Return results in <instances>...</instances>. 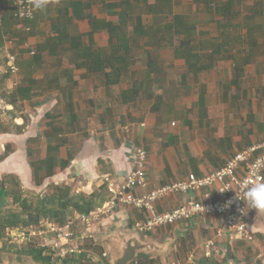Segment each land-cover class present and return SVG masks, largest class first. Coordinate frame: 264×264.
<instances>
[{
	"label": "crops",
	"instance_id": "crops-1",
	"mask_svg": "<svg viewBox=\"0 0 264 264\" xmlns=\"http://www.w3.org/2000/svg\"><path fill=\"white\" fill-rule=\"evenodd\" d=\"M70 1L48 0L38 8L35 34L19 47H8L5 37H14L3 35L0 79L9 74L8 52L18 53L21 72L17 85L9 74L0 86V155L6 147L12 148L0 161V178L15 174L29 189L34 186L44 190L50 183L76 184L78 191L90 194L104 183L105 176L119 178L128 173L133 168L132 147L144 146L148 150L149 188L153 189L183 179L191 172L209 173L237 151L264 139V55L252 58L244 72L234 69V61L220 59L195 72L184 58L168 55L164 52L167 50H159L158 55L147 45L145 54L134 56L128 71L119 77L110 68L91 71L76 67L71 52L63 55L60 51L70 48V44L57 46L48 38L52 35L51 18L58 17ZM93 1L97 7L90 13L116 20L113 9L100 13L103 2ZM200 7L205 9L203 3ZM75 24L81 32L89 31L88 20ZM93 42L96 47H107L111 42L109 33H94ZM262 45L264 41L259 39L258 47ZM29 46L41 52L39 62L34 61ZM152 62L158 63L154 69H150ZM109 74L111 80L107 79ZM19 85L29 87L25 92L28 97L12 103L9 94ZM49 156L55 172L37 185L30 160ZM63 163L67 166L61 169ZM191 197L202 199V191L168 194L156 202V207L164 212ZM144 215V211L123 207L116 215L104 217L99 228L113 217L130 216L135 223ZM245 220L253 241L227 234L217 239L211 249L205 244L215 236L221 222L218 216L179 222L146 236L162 239L178 229L180 236L169 261L164 260L167 264H185L187 258L183 262V256L188 257L191 252L196 260L209 253L226 258L231 252L234 259L228 264H236L243 254L246 264H255L264 254V209L252 208L247 202ZM254 244L260 246L255 254Z\"/></svg>",
	"mask_w": 264,
	"mask_h": 264
},
{
	"label": "trees",
	"instance_id": "trees-1",
	"mask_svg": "<svg viewBox=\"0 0 264 264\" xmlns=\"http://www.w3.org/2000/svg\"><path fill=\"white\" fill-rule=\"evenodd\" d=\"M101 1L103 11L113 9L117 20L102 19L90 13L97 5L93 0H71L58 17L50 20L52 35L48 38L57 46L70 44V48L63 47L60 51L63 55L70 51L76 67L91 71L110 68L112 74L119 77L128 71L133 57L139 54V48L151 45L155 50H172L175 56L184 58L188 68L195 72L211 67L217 59L234 61V69L244 72L250 60L258 54L259 39L262 37L264 41V0ZM201 3L205 5L204 10H200ZM70 10L72 14H69ZM197 13L206 15L205 23L217 22L216 35L207 40L200 39ZM148 14L160 16L161 22L146 24L144 18ZM38 17L37 13L33 20L20 22L11 8H6L4 22L0 24V45L3 44L4 34L14 37L18 47L25 43L35 34ZM84 19L90 25L87 33L81 32L75 24ZM26 26L31 29L27 30ZM101 31H107L111 40L104 48L96 47L93 42L94 33ZM86 39L89 43H85ZM50 46H53L52 43ZM40 55L41 52H36L34 61L39 62ZM157 66V62L150 63V69ZM111 76L109 74L107 79L111 80ZM8 77L9 74H4L0 79L1 87ZM28 91L27 85H19L10 92L9 101L16 103L19 98L28 97L25 95ZM2 130L0 119V133ZM11 151V147H6L4 154L0 155V161ZM30 164L37 185H41L44 179L55 172L51 156L43 160H30ZM65 166L66 163L61 164V169ZM111 197L112 193L105 183L90 194L78 191L76 184L55 183L35 192L24 187L17 175L5 174L0 178V242L4 238H12L8 234L10 229L37 227L44 220L65 225L73 221L76 214H89L97 210ZM46 249L45 246L20 248L0 245V264L3 263L2 255L9 251L19 259L29 254L41 264H110L104 256V248L94 241L77 252L65 255L59 254L57 247L48 248L49 253H46ZM159 261L158 257L142 255L132 264H159ZM195 264H228V259L209 253L200 256ZM255 264L262 262L257 260Z\"/></svg>",
	"mask_w": 264,
	"mask_h": 264
},
{
	"label": "built area",
	"instance_id": "built-area-1",
	"mask_svg": "<svg viewBox=\"0 0 264 264\" xmlns=\"http://www.w3.org/2000/svg\"><path fill=\"white\" fill-rule=\"evenodd\" d=\"M36 2L37 0H0V24L4 22L6 8H11L20 22L33 20L38 12V8L35 7ZM26 29L30 30L31 27L26 26ZM5 40L8 47L15 46V38L5 37ZM28 48L31 55L36 53V47L29 46ZM7 59L6 72L15 77L14 85H17V78L21 72L18 53L8 52ZM0 103H3L2 99ZM131 157L133 168L128 173L119 178L112 176L104 178V183L107 184L112 197L97 210L89 214L80 213L77 216L78 220L90 223L102 215L114 216L121 208L130 207L145 212L144 217L136 221L134 225L142 233L152 235L160 229L179 222H188L206 216H218L221 222L216 228L215 236L205 244L208 249L213 248L216 240L224 238L227 234L234 233L247 241L254 240V235L248 229L244 217L246 216L247 190L255 184L264 183V139L237 151L227 159L224 165L209 173L198 175L191 172L183 179L153 189L149 188L147 174L148 150L144 146H133ZM201 191L202 199L191 197L182 205L164 212L156 207V202L168 194L175 192L191 194ZM73 222L65 225L55 223L50 225L52 233H56L65 244V247H61L63 255L81 250L84 243L82 241L80 243V240L88 238L86 234L89 231L82 233L81 236L77 229L73 228ZM32 227L22 229V234L42 232L40 226ZM195 262L196 255L191 252L185 264H195ZM172 264L180 263L173 262Z\"/></svg>",
	"mask_w": 264,
	"mask_h": 264
},
{
	"label": "rangeland",
	"instance_id": "rangeland-1",
	"mask_svg": "<svg viewBox=\"0 0 264 264\" xmlns=\"http://www.w3.org/2000/svg\"><path fill=\"white\" fill-rule=\"evenodd\" d=\"M186 2H188L189 0H185ZM187 8V4L185 6ZM100 13H104L103 10L100 11ZM197 20H199V26L197 28V33L199 34V37L201 40H207L208 38L214 36L217 34V22L216 21H212L210 23H205L203 22L206 19V15H204L203 13H197L196 16ZM117 20V18H116ZM144 21L146 24H153V23H160L161 22V18L160 16L157 15H152V14H148L145 16ZM264 21V19H263ZM264 23V22H263ZM262 37L260 38V41H262ZM145 47L143 48H139V53L145 54L144 52ZM151 51H153L156 54H160L159 50H155L150 48ZM166 54L168 55H172L174 54L173 51H164ZM257 53L259 56L264 55V46H259L257 48ZM3 58V57H2ZM175 70V68L173 69ZM28 188V187H26ZM30 190L35 191V192H39L42 189L40 187H31ZM77 216H79V214L75 215V219L73 220V228L76 230L77 232L82 236V233L84 232H94L96 230H98L99 228V224H101V222L104 221V215L100 216L99 218H97L95 221H91L90 223H83L80 220H78ZM246 219V216L244 217V220ZM246 221V220H245ZM52 224V222L48 221V220H44L42 221V223L38 226H40L39 228H41L40 230L42 231L40 234H30V233H26L25 235H23L22 233V229L19 228H14V229H10V231H8V234H10V236H12V238H4V240H1L0 245H4V246H18L20 248H24V247H46V253L48 252V248L51 247H57L58 248V253L62 254V250L61 247H65V244L63 241H61L58 238V235L56 233H52L51 229H50V225ZM102 227V226H101ZM33 228V227H32ZM31 230V229H30ZM32 231H34V229H32ZM159 235H161L162 233H158ZM84 243V246L86 244H90L93 242V240L91 238H85L84 240H80V243ZM79 243V242H78ZM262 248V247H261ZM260 249L259 245H252V253L255 254L258 250ZM262 252L264 251L261 250ZM231 252H228L227 255V259L228 260H232L234 259V255L230 254ZM57 255V253H56ZM54 255V257L56 256ZM63 255V254H62ZM264 255V254H263ZM262 255L261 259H257L260 260L262 262V264H264V256ZM2 264H41L38 263L34 260V258L31 255H23L22 258H17L15 253H13L12 251L9 252H5L2 255ZM187 258L186 254L183 256V262L185 261V259ZM237 258V256H236ZM169 259H166V262H168ZM164 259H160L159 264H164ZM167 264V263H165ZM171 264V263H170ZM230 264V263H229ZM236 264H246L245 263V255H241L238 256L237 258V263Z\"/></svg>",
	"mask_w": 264,
	"mask_h": 264
},
{
	"label": "water",
	"instance_id": "water-1",
	"mask_svg": "<svg viewBox=\"0 0 264 264\" xmlns=\"http://www.w3.org/2000/svg\"><path fill=\"white\" fill-rule=\"evenodd\" d=\"M112 220L86 234L104 248V256L110 264H132L142 255L168 259L180 236L175 228L162 239L152 238L138 230L130 216L113 217Z\"/></svg>",
	"mask_w": 264,
	"mask_h": 264
},
{
	"label": "clouds",
	"instance_id": "clouds-1",
	"mask_svg": "<svg viewBox=\"0 0 264 264\" xmlns=\"http://www.w3.org/2000/svg\"><path fill=\"white\" fill-rule=\"evenodd\" d=\"M48 0H37L36 8H42L47 4ZM247 202L252 208L264 209V183L253 185L247 190Z\"/></svg>",
	"mask_w": 264,
	"mask_h": 264
}]
</instances>
